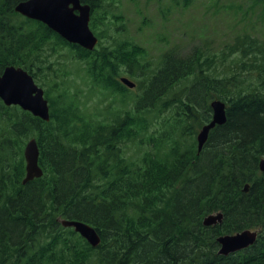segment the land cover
Masks as SVG:
<instances>
[{
  "label": "trees",
  "instance_id": "obj_1",
  "mask_svg": "<svg viewBox=\"0 0 264 264\" xmlns=\"http://www.w3.org/2000/svg\"><path fill=\"white\" fill-rule=\"evenodd\" d=\"M20 1L0 0V73L14 64L44 76L51 119L0 99V264H264V41L240 34L220 54L174 49L152 62L110 33L105 0H81L92 6V29L103 24L98 36L111 40L93 50L17 12ZM65 45L85 62L87 74L77 73L89 78L85 93L68 74L67 84L56 81L50 57ZM123 67L135 87L119 79ZM96 91L99 102L88 103ZM215 98L226 102L227 120L198 153ZM30 136L44 173L24 184ZM215 211L223 221L204 225ZM63 218L90 223L101 243L93 247ZM246 228L259 230L253 245L218 252L220 235Z\"/></svg>",
  "mask_w": 264,
  "mask_h": 264
},
{
  "label": "rangeland",
  "instance_id": "obj_2",
  "mask_svg": "<svg viewBox=\"0 0 264 264\" xmlns=\"http://www.w3.org/2000/svg\"><path fill=\"white\" fill-rule=\"evenodd\" d=\"M104 3L109 8L107 16L112 19L110 33L118 38L129 37L137 46L146 50V57L152 62L157 61L164 52L174 49L176 55L182 57L189 56L198 47L204 53L220 54L240 34H249L256 40L264 41V0H105ZM103 12L101 9L100 13ZM114 14L117 15L116 18ZM103 27L100 23L95 32L99 35ZM110 41L105 34L97 47L101 48L100 45H107ZM71 51L65 45L52 53L50 59L56 60L54 67L57 76L52 75L59 84H67L69 79H63L66 77L64 73L68 74L70 84L83 89L85 93L89 78L86 82L77 75L79 71L83 75L87 74L83 64L85 62L83 59L78 61L72 58ZM237 62L238 65L234 66L239 67L240 62ZM216 63L219 68L223 65L220 58H216ZM227 63L232 67L235 62ZM126 70L128 68L123 67L118 77L129 76ZM222 71L230 72L225 66ZM136 78L138 79L136 76L132 77L133 80ZM251 78H254V74ZM44 80L45 77L42 76L39 84L47 88ZM99 98L100 92L96 91L88 97V103L95 104L99 102ZM170 115L171 113L165 112L159 119L160 122L169 119ZM31 137L33 136L26 139L24 148ZM136 150L137 145L130 143V154Z\"/></svg>",
  "mask_w": 264,
  "mask_h": 264
},
{
  "label": "water",
  "instance_id": "obj_3",
  "mask_svg": "<svg viewBox=\"0 0 264 264\" xmlns=\"http://www.w3.org/2000/svg\"><path fill=\"white\" fill-rule=\"evenodd\" d=\"M15 10L27 17L42 21L58 32L62 37L72 43L87 49H94L99 38L90 26L92 6L81 0H22ZM121 81L129 87L136 83L128 77ZM0 97L7 105L19 104L22 108L31 111L45 120H50V107L48 99L44 97V89L40 87L23 67L7 66L0 74ZM213 117L204 124L197 135L199 150L208 139L210 130L216 124H223L227 120L226 103L221 99L211 102ZM24 155L26 160V176L23 183L43 175L39 163L40 147L35 137H31L25 145ZM259 166L264 171V157ZM249 184L245 185L248 190ZM223 213H211L205 216L204 225L221 223ZM64 226L75 227V230L93 245L101 242L98 231L89 223L76 219H62ZM258 231L245 229L235 234H225L218 237L220 244L219 253L228 255L232 252L249 247L257 240Z\"/></svg>",
  "mask_w": 264,
  "mask_h": 264
}]
</instances>
